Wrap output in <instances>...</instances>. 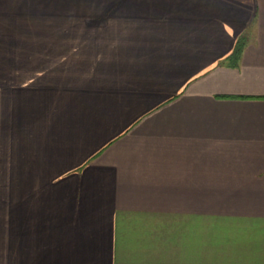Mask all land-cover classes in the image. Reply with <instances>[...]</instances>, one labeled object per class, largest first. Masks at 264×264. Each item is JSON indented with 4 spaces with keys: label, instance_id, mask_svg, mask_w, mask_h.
I'll return each instance as SVG.
<instances>
[{
    "label": "crops",
    "instance_id": "1",
    "mask_svg": "<svg viewBox=\"0 0 264 264\" xmlns=\"http://www.w3.org/2000/svg\"><path fill=\"white\" fill-rule=\"evenodd\" d=\"M0 176V264H264V0H0Z\"/></svg>",
    "mask_w": 264,
    "mask_h": 264
},
{
    "label": "rangeland",
    "instance_id": "2",
    "mask_svg": "<svg viewBox=\"0 0 264 264\" xmlns=\"http://www.w3.org/2000/svg\"><path fill=\"white\" fill-rule=\"evenodd\" d=\"M1 177V176H0ZM6 179L7 177H2ZM10 183L0 181V223H6L10 221H22L21 205H17L11 196ZM19 199H17L18 201ZM13 204H16L15 209Z\"/></svg>",
    "mask_w": 264,
    "mask_h": 264
},
{
    "label": "trees",
    "instance_id": "3",
    "mask_svg": "<svg viewBox=\"0 0 264 264\" xmlns=\"http://www.w3.org/2000/svg\"><path fill=\"white\" fill-rule=\"evenodd\" d=\"M245 40H246V37L242 36L236 42L233 52L226 59V62L229 66L237 65V62L241 56L242 50H243L244 45H245Z\"/></svg>",
    "mask_w": 264,
    "mask_h": 264
}]
</instances>
